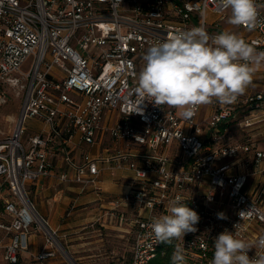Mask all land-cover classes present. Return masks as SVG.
Masks as SVG:
<instances>
[{"label":"built area","instance_id":"obj_1","mask_svg":"<svg viewBox=\"0 0 264 264\" xmlns=\"http://www.w3.org/2000/svg\"><path fill=\"white\" fill-rule=\"evenodd\" d=\"M256 2L259 23L249 31L223 26L229 10L218 0H0V107L6 91L21 95L0 140L4 264H77L30 199L31 186L52 179L93 195L84 210L97 204L99 230L131 238L128 264H148L164 256L161 246L173 251L177 243L185 264H210L224 230L249 243L264 235V147L255 129L264 125V84L231 104L213 99L192 117L148 101L133 113L132 93L147 49L178 30L215 36L232 26L264 52V0ZM106 177L124 191L106 197ZM176 195L200 216L197 231L159 243L152 218L167 214ZM34 232L43 241L38 251L30 246Z\"/></svg>","mask_w":264,"mask_h":264},{"label":"clouds","instance_id":"obj_2","mask_svg":"<svg viewBox=\"0 0 264 264\" xmlns=\"http://www.w3.org/2000/svg\"><path fill=\"white\" fill-rule=\"evenodd\" d=\"M218 4L230 10L229 24L244 26L249 31L257 28L256 0H218ZM261 60L264 52L257 53L236 33L224 31L210 36L201 27L178 30L165 41L150 46L144 54V64L132 89L137 97L133 113H142L140 106L145 101L182 110L185 117H192L199 106L213 99L231 104L252 84ZM166 212L153 217L150 224L157 242L172 245L174 240L182 241L188 233L197 231L200 216L181 195L168 201ZM218 218L225 216L219 213ZM238 237V231L221 232L214 239L210 264H264V235L252 243ZM253 247L258 252L250 257ZM171 264H185L184 249L179 243L174 245Z\"/></svg>","mask_w":264,"mask_h":264},{"label":"rangeland","instance_id":"obj_3","mask_svg":"<svg viewBox=\"0 0 264 264\" xmlns=\"http://www.w3.org/2000/svg\"><path fill=\"white\" fill-rule=\"evenodd\" d=\"M230 14L231 13L229 10L227 14L229 16H227V19L225 22L223 21L222 23L223 26L231 25L228 23ZM226 29L229 32H233V33L237 32V30L233 28L232 26ZM89 53H92V50H90ZM6 93H8V97H7L8 101L4 106L0 107V140L6 137L12 129V126H13L12 122L7 121L8 116L9 115L13 116L15 120V118H17L18 116V113L21 107V95H16L12 91H6ZM178 112L181 117H185L182 115V110H178ZM26 128H27V132L31 133L34 129H36V126L34 122H29L26 124ZM238 133L240 134V132L238 131L237 133H235V135H238ZM106 190L107 192H109L108 189ZM51 191H52V194L47 196L45 199L43 198V200L47 201V199H51L52 197H54L55 190L52 189ZM29 192H30L29 193L30 199L35 203L36 209L38 210V212L42 215L48 214L45 217L47 220H49V222L52 225V222H51L52 216H49V215L52 214L56 205L51 204V203L48 204V203H45L44 201L42 202V200H40V193H35L32 187L29 189ZM108 195L109 193L106 194L105 196L107 197ZM64 196L65 195H63V197ZM96 206L97 204L87 205L86 210H81L85 214H83L81 216L82 218L80 219L81 224L79 225L78 228L82 230L80 231L81 232L80 237L77 240L76 244H85V243L91 244V242L99 238L102 239V242H97L94 244V246H81L76 250L79 253H76L75 255L70 254L69 251L67 250L68 253L71 255L73 260H74V257L79 256V255L81 256L92 255L93 256L90 258H86L84 260V263H81V264H122L121 262L122 255H124V260H125L123 264H128V261H130V256H131V242H132L129 236L125 235L124 238H122V234H120L118 231L114 229L103 231L104 233L102 232L99 233L101 237H98V238L95 237L94 233L91 234L92 233L91 229L98 230L100 229V227L97 223L96 224L94 223L95 221H93V219H87V220L85 219L93 218L96 214H98V210L97 211L95 210ZM78 210L79 208H77L75 211L78 212ZM68 211L69 209L66 211V214ZM0 221H2L1 216H0ZM4 235L5 233L0 230V264H4L1 260V255L4 251V246L6 244V240L3 239ZM33 235H34L33 237H30V244H31V241L32 243L36 242L37 245H39L38 247L40 248L41 247L40 245L42 244L41 239L37 237V234H35V232L33 233ZM62 243L65 245V241H62ZM87 249L88 251L83 252V250H87ZM76 263L78 264L77 261Z\"/></svg>","mask_w":264,"mask_h":264},{"label":"crops","instance_id":"obj_4","mask_svg":"<svg viewBox=\"0 0 264 264\" xmlns=\"http://www.w3.org/2000/svg\"><path fill=\"white\" fill-rule=\"evenodd\" d=\"M262 84H264V65L259 64L257 71L253 75L252 84L250 86H248L246 90H248V89L256 90ZM205 108H204V111H205ZM255 129H257V134L259 135L258 139L260 141L261 147L263 148L264 147V125L261 124V125L257 126ZM43 183L45 185H43V187L41 189H40V187L35 188L36 190L34 192L40 193V200H42V202L44 201L45 203H48V204L51 203V204L56 205L52 214L49 215V216H52V218H51L52 225L50 222H49V224H50L51 228L58 230V234L62 238V241H65V246H66L67 250L69 251V253L72 255H75L76 253H79L76 250L81 246H94L95 243L102 242V239L99 238V239H96L93 242H91V244H89V243L76 244L77 240L80 237V233H81L80 231L82 230V229L78 228L79 225L81 224L80 219L82 218L81 216L83 214H85L81 210H84L83 205H85L88 202H90L91 200H93V195L92 194H83V195L77 196L78 195L77 193L79 192L77 187H75V186L74 187H67L64 185H58L54 179L49 180L48 182L47 181L43 182ZM102 184H103L102 185L103 190H105L107 192L106 189H108V191H109V192H107V193H109L108 196L117 195V194L121 193L122 191H124V188L121 187L120 185H118L117 183H115L113 181V179L110 177L104 178ZM32 189L34 190V187H32ZM52 189L55 190L54 197H52L51 199H47V201L43 200V198L45 199L47 196L52 194V191H51ZM63 195H65V196L63 197ZM72 206L79 208L78 212L74 210L72 212L68 211L66 214V211L68 209H70ZM35 207H36V205H35ZM80 208H82V209H80ZM47 215L45 214L42 216L45 217ZM87 219H92V218H86L85 220H87ZM91 232H92L91 234H93V233L95 234L96 238L101 237V235L99 234V233H101V231L99 229L98 230H96V229L92 230L91 229ZM37 237H39L42 241L41 236H37ZM42 244H43V241H42ZM42 244L40 245L41 247H43ZM30 246H31V249L33 251H38L41 248V247L40 248L38 247L39 245H37L36 242L32 243V241H31ZM84 251H88V249L83 250V252ZM90 257H93V256L92 255H89V256L79 255V256L74 257V260L77 261L78 264H81V263H84V260L86 258H90ZM124 261H125L124 255H122V257H121L122 264L124 263ZM25 263H23V264H25ZM34 264H37V263H34Z\"/></svg>","mask_w":264,"mask_h":264},{"label":"trees","instance_id":"obj_5","mask_svg":"<svg viewBox=\"0 0 264 264\" xmlns=\"http://www.w3.org/2000/svg\"><path fill=\"white\" fill-rule=\"evenodd\" d=\"M161 251L164 252V256H157L148 264H171L172 246H161Z\"/></svg>","mask_w":264,"mask_h":264},{"label":"bare ground","instance_id":"obj_6","mask_svg":"<svg viewBox=\"0 0 264 264\" xmlns=\"http://www.w3.org/2000/svg\"><path fill=\"white\" fill-rule=\"evenodd\" d=\"M13 120H14V117H13V116H11V115H9V116H8V120H7V121H8V122H9V121H11V122H14ZM68 258H69V257H68Z\"/></svg>","mask_w":264,"mask_h":264}]
</instances>
